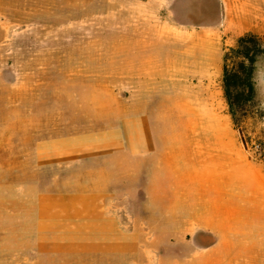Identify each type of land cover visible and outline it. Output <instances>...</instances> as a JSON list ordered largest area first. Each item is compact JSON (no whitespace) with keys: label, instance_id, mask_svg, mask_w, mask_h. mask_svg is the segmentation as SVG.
Instances as JSON below:
<instances>
[{"label":"rangeland","instance_id":"374dc122","mask_svg":"<svg viewBox=\"0 0 264 264\" xmlns=\"http://www.w3.org/2000/svg\"><path fill=\"white\" fill-rule=\"evenodd\" d=\"M248 33L264 41V0H0V264H30L34 196L51 190L55 176L80 168L42 165L37 144L123 130L140 115L160 141L157 151L169 136L215 135L228 142L236 165L234 189L227 186L225 169L205 179L198 205L186 209V218L217 227L226 221L232 196L235 226L246 232L239 167H246L247 153L264 168V59L255 72L256 109L239 128L228 113L222 74L225 53ZM193 56L210 71V80L174 78ZM194 83L210 93L195 98ZM196 100L195 107L188 106ZM125 132L131 135L130 129ZM121 162L129 188L134 179L142 186L157 168L140 162L138 176L132 177L130 165ZM87 164L92 161L82 167ZM143 200L131 209L145 218ZM214 241L203 234L197 240L151 242L162 253L160 264H171ZM224 258L219 247L213 260L228 264Z\"/></svg>","mask_w":264,"mask_h":264},{"label":"crops","instance_id":"0c3cea01","mask_svg":"<svg viewBox=\"0 0 264 264\" xmlns=\"http://www.w3.org/2000/svg\"><path fill=\"white\" fill-rule=\"evenodd\" d=\"M204 68L205 64L193 56L187 70L173 76L189 81L210 80V71ZM199 88L194 83L195 98L210 93ZM197 102L188 106L195 107L192 105ZM123 128L52 138L37 144L42 165L80 168L66 177L55 176L51 190L34 196L30 264H160L162 253L151 241L197 240L203 234L215 241L171 264H217L213 256L219 247H223L225 263L233 264L236 258L244 257L243 264H255L258 257V264H264L261 165L252 162L246 153V167H239L240 177H244L241 188L246 189V232L235 226L232 196L227 203L226 221L215 227L207 221L186 218V209L197 207V193L204 180L214 175L217 178L222 169L228 173L227 186L234 189L236 165L228 142L215 135L169 136L163 137V150L157 151L160 141L152 134L148 118L136 116ZM127 129L131 131L128 137L124 133ZM87 161L92 164L82 167ZM121 161L130 165L132 177L138 176L140 162H152L157 168H150L142 186H135L140 181L134 179L129 188L121 174ZM140 197L144 199L145 218L131 209ZM238 237L246 243L236 242Z\"/></svg>","mask_w":264,"mask_h":264},{"label":"trees","instance_id":"16d2710c","mask_svg":"<svg viewBox=\"0 0 264 264\" xmlns=\"http://www.w3.org/2000/svg\"><path fill=\"white\" fill-rule=\"evenodd\" d=\"M264 59L262 37L248 33L237 40V45L223 58L222 90L232 123L239 128L244 119L254 112L256 101L255 72ZM246 147V143H244Z\"/></svg>","mask_w":264,"mask_h":264}]
</instances>
